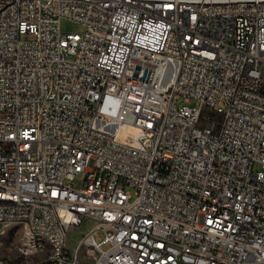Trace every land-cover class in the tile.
Listing matches in <instances>:
<instances>
[{
    "label": "built area",
    "instance_id": "obj_1",
    "mask_svg": "<svg viewBox=\"0 0 264 264\" xmlns=\"http://www.w3.org/2000/svg\"><path fill=\"white\" fill-rule=\"evenodd\" d=\"M12 220L0 264H264V0H0Z\"/></svg>",
    "mask_w": 264,
    "mask_h": 264
},
{
    "label": "rangeland",
    "instance_id": "obj_2",
    "mask_svg": "<svg viewBox=\"0 0 264 264\" xmlns=\"http://www.w3.org/2000/svg\"><path fill=\"white\" fill-rule=\"evenodd\" d=\"M61 29L63 32H71V33H79L82 34L85 32V27L71 21L69 19H63L61 21ZM191 105H194L192 103ZM77 186L80 184L77 182ZM133 200L136 198L135 190L133 188H129ZM5 232V227H8ZM93 228L92 222H87L81 227H72L69 231V246L73 249L79 244L83 236L88 233ZM23 234L22 226L17 224H3V233L0 234V244H3V251L6 254L7 258H12L15 262H17V250L13 249V245L20 242V238ZM94 237L98 240H102L105 237V234L101 231H96L94 233ZM108 246L105 245L103 248L106 249Z\"/></svg>",
    "mask_w": 264,
    "mask_h": 264
},
{
    "label": "bare ground",
    "instance_id": "obj_3",
    "mask_svg": "<svg viewBox=\"0 0 264 264\" xmlns=\"http://www.w3.org/2000/svg\"><path fill=\"white\" fill-rule=\"evenodd\" d=\"M8 224H17L22 226L21 220H12L10 222H7ZM4 223V224H7ZM3 233V231H0ZM26 239H32V231H25V237H24V231L20 238V242L13 245V249L17 250V258H22V250L20 249H28V242H26ZM48 240V233H40V241H47ZM1 254V253H0ZM4 257V256H3ZM7 258V257H5ZM23 264H32V260H23Z\"/></svg>",
    "mask_w": 264,
    "mask_h": 264
},
{
    "label": "water",
    "instance_id": "obj_4",
    "mask_svg": "<svg viewBox=\"0 0 264 264\" xmlns=\"http://www.w3.org/2000/svg\"><path fill=\"white\" fill-rule=\"evenodd\" d=\"M137 70H140L141 67L140 66H137L136 67ZM134 76V77H140L141 80H147V81H151L152 78H153V72L152 71H148L146 69H142V72L141 74L139 75L138 71L136 72H132V71H128L127 72V76Z\"/></svg>",
    "mask_w": 264,
    "mask_h": 264
},
{
    "label": "crops",
    "instance_id": "obj_5",
    "mask_svg": "<svg viewBox=\"0 0 264 264\" xmlns=\"http://www.w3.org/2000/svg\"><path fill=\"white\" fill-rule=\"evenodd\" d=\"M9 227H10V226L5 227V232H6L7 228H9ZM0 253L3 254L4 257H7L6 254H5L4 251H3V244H0Z\"/></svg>",
    "mask_w": 264,
    "mask_h": 264
}]
</instances>
